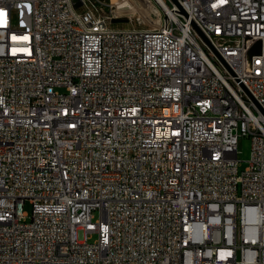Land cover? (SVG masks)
<instances>
[{
	"label": "built area",
	"instance_id": "1",
	"mask_svg": "<svg viewBox=\"0 0 264 264\" xmlns=\"http://www.w3.org/2000/svg\"><path fill=\"white\" fill-rule=\"evenodd\" d=\"M145 1L0 0V264H264V0Z\"/></svg>",
	"mask_w": 264,
	"mask_h": 264
},
{
	"label": "rangeland",
	"instance_id": "2",
	"mask_svg": "<svg viewBox=\"0 0 264 264\" xmlns=\"http://www.w3.org/2000/svg\"><path fill=\"white\" fill-rule=\"evenodd\" d=\"M89 6L96 12L105 14L112 19L113 28L128 30L132 28H151L160 21V14L154 8V3L150 5L145 0H88ZM62 91V90H61ZM251 139L247 136L240 137L239 171H244L251 158ZM24 211L29 215L32 213V206L29 201L24 204ZM99 219V215H94V221ZM29 220V219H28ZM98 235L92 234L90 242L97 240Z\"/></svg>",
	"mask_w": 264,
	"mask_h": 264
},
{
	"label": "bare ground",
	"instance_id": "3",
	"mask_svg": "<svg viewBox=\"0 0 264 264\" xmlns=\"http://www.w3.org/2000/svg\"><path fill=\"white\" fill-rule=\"evenodd\" d=\"M161 2H163V0H160Z\"/></svg>",
	"mask_w": 264,
	"mask_h": 264
},
{
	"label": "snow or ice",
	"instance_id": "4",
	"mask_svg": "<svg viewBox=\"0 0 264 264\" xmlns=\"http://www.w3.org/2000/svg\"><path fill=\"white\" fill-rule=\"evenodd\" d=\"M0 15H3L2 13H0Z\"/></svg>",
	"mask_w": 264,
	"mask_h": 264
},
{
	"label": "water",
	"instance_id": "5",
	"mask_svg": "<svg viewBox=\"0 0 264 264\" xmlns=\"http://www.w3.org/2000/svg\"><path fill=\"white\" fill-rule=\"evenodd\" d=\"M74 1H76V0H74Z\"/></svg>",
	"mask_w": 264,
	"mask_h": 264
}]
</instances>
